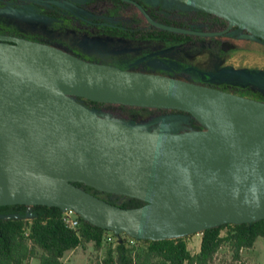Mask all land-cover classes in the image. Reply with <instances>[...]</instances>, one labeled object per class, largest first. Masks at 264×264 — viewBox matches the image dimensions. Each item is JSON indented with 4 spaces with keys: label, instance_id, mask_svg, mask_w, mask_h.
Segmentation results:
<instances>
[{
    "label": "water",
    "instance_id": "95a60500",
    "mask_svg": "<svg viewBox=\"0 0 264 264\" xmlns=\"http://www.w3.org/2000/svg\"><path fill=\"white\" fill-rule=\"evenodd\" d=\"M179 1L264 39V0ZM77 97L181 110L204 129H142ZM76 182L145 203L122 207ZM15 204L152 240L264 219V102L0 34V206Z\"/></svg>",
    "mask_w": 264,
    "mask_h": 264
},
{
    "label": "rangeland",
    "instance_id": "374dc122",
    "mask_svg": "<svg viewBox=\"0 0 264 264\" xmlns=\"http://www.w3.org/2000/svg\"><path fill=\"white\" fill-rule=\"evenodd\" d=\"M153 2L164 7L158 13L162 19L175 21L182 27L153 20L136 2L0 0V34L46 43L90 61L179 78L264 102V39L242 38L245 30L179 0L172 5L164 0ZM108 28L111 31L117 28L120 33L134 31L136 36L113 34ZM158 29L192 38L173 41L142 36ZM75 99L101 116L142 129L169 128L175 132L204 129L192 115L173 109ZM100 195L120 206L127 201L118 194ZM107 235L115 243L128 239L126 234ZM185 237L189 249L198 252L201 232ZM108 244L98 250L89 243L86 249L68 251L63 260L66 264H94L103 257ZM31 264H39V260L34 258ZM214 264H264V250H246L242 260L236 262L230 247L225 245L217 253Z\"/></svg>",
    "mask_w": 264,
    "mask_h": 264
},
{
    "label": "trees",
    "instance_id": "16d2710c",
    "mask_svg": "<svg viewBox=\"0 0 264 264\" xmlns=\"http://www.w3.org/2000/svg\"><path fill=\"white\" fill-rule=\"evenodd\" d=\"M144 8L145 14L153 20L168 26L182 27V24L175 21L162 19L155 13L156 10H149L146 6ZM110 29L108 28L109 32L113 34L136 36L134 31L120 33L117 28H112V31ZM142 36L173 41H188L192 38L190 35L179 36L167 29L154 30ZM173 110L191 116L190 113ZM75 184L99 197H103L100 193H107L84 183ZM122 196L127 198V201L121 204L122 207H137L145 203L141 199ZM64 212L65 210L58 206L48 205L0 206V264H31L34 258L39 260V264H66L63 258L68 251L79 247L86 249L89 243H93L99 250L107 242L109 244L103 257L94 264H214L217 253L225 245L230 247L232 259L240 262L243 249L254 248L257 239L264 237V219L221 224L199 231L202 234L200 249L193 253L189 249L185 235L152 240L117 233L118 236L126 234L128 239H121L115 243L111 235L107 234L116 232L94 225L79 214H77L79 226L72 228L65 221Z\"/></svg>",
    "mask_w": 264,
    "mask_h": 264
},
{
    "label": "flooded vegetation",
    "instance_id": "af4514ba",
    "mask_svg": "<svg viewBox=\"0 0 264 264\" xmlns=\"http://www.w3.org/2000/svg\"><path fill=\"white\" fill-rule=\"evenodd\" d=\"M124 2H136L141 8H143V11L145 13V8L144 6L148 7L149 10H156L155 13H159L160 10H162V8H164L162 5H157L155 2H153V0L151 3L147 2L145 0H122ZM167 4L172 5L174 2H176L177 0H164ZM157 5V6H156ZM191 6V5H190ZM155 8V9H154ZM198 9V8H197ZM201 10V9H199ZM203 11V10H202ZM206 12V11H205ZM208 13V12H207ZM211 14V13H210ZM147 15V14H146ZM214 15V14H213ZM217 16V15H216ZM158 22V21H157ZM237 28V27H236ZM239 28V27H238ZM240 29V28H239ZM160 129V128H158ZM172 131V130H171Z\"/></svg>",
    "mask_w": 264,
    "mask_h": 264
},
{
    "label": "built area",
    "instance_id": "2783aa9c",
    "mask_svg": "<svg viewBox=\"0 0 264 264\" xmlns=\"http://www.w3.org/2000/svg\"><path fill=\"white\" fill-rule=\"evenodd\" d=\"M64 219L72 228H77L79 226V219L74 210H65ZM109 239H111V237H109Z\"/></svg>",
    "mask_w": 264,
    "mask_h": 264
},
{
    "label": "crops",
    "instance_id": "0c3cea01",
    "mask_svg": "<svg viewBox=\"0 0 264 264\" xmlns=\"http://www.w3.org/2000/svg\"><path fill=\"white\" fill-rule=\"evenodd\" d=\"M251 40H255V39H251ZM260 250H264V237H259L255 243L254 248L252 249H243L242 251V256H244L246 250H255V251H259Z\"/></svg>",
    "mask_w": 264,
    "mask_h": 264
}]
</instances>
